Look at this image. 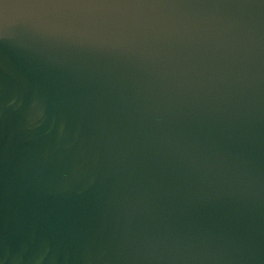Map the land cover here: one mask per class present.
Here are the masks:
<instances>
[{
  "label": "water",
  "instance_id": "1",
  "mask_svg": "<svg viewBox=\"0 0 264 264\" xmlns=\"http://www.w3.org/2000/svg\"><path fill=\"white\" fill-rule=\"evenodd\" d=\"M0 264H264V2L0 0Z\"/></svg>",
  "mask_w": 264,
  "mask_h": 264
},
{
  "label": "snow or ice",
  "instance_id": "2",
  "mask_svg": "<svg viewBox=\"0 0 264 264\" xmlns=\"http://www.w3.org/2000/svg\"><path fill=\"white\" fill-rule=\"evenodd\" d=\"M69 4H86V3H131V2H146V0H64ZM264 2V0H262Z\"/></svg>",
  "mask_w": 264,
  "mask_h": 264
}]
</instances>
